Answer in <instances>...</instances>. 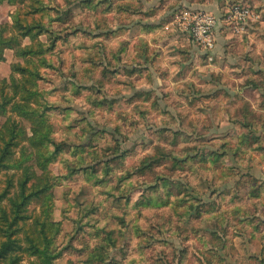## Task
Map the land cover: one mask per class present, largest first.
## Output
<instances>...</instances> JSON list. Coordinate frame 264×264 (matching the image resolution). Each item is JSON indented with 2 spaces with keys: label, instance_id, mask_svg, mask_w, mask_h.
<instances>
[{
  "label": "rangeland",
  "instance_id": "374dc122",
  "mask_svg": "<svg viewBox=\"0 0 264 264\" xmlns=\"http://www.w3.org/2000/svg\"><path fill=\"white\" fill-rule=\"evenodd\" d=\"M38 1L44 131L30 145L33 125L13 112L0 130L24 126L11 148L37 174L50 162L56 264H264V0ZM242 4L255 17L238 31L228 13ZM16 10L0 6V30ZM202 12L221 30L213 49L185 26ZM5 58L13 96L23 59Z\"/></svg>",
  "mask_w": 264,
  "mask_h": 264
},
{
  "label": "trees",
  "instance_id": "16d2710c",
  "mask_svg": "<svg viewBox=\"0 0 264 264\" xmlns=\"http://www.w3.org/2000/svg\"><path fill=\"white\" fill-rule=\"evenodd\" d=\"M5 3L17 6V10L11 17L12 26L6 25L0 30V62H5V52L12 50L23 59V64L15 63L12 66L13 96L7 93L10 89L8 81L1 83L0 118L13 112L28 121L33 125L34 136L25 139L34 145L38 134L44 131L39 123L44 122L43 116L46 113L42 104H47L38 91L39 78L35 76L40 71L37 65L46 64L43 52L47 45L38 41V38L45 35L51 39V34L46 32L47 28L42 22L29 20V16L41 14L46 8L38 0H0V6ZM21 6L28 9L24 15L20 13ZM7 31H10L9 35ZM23 39L36 43L38 50L34 51L32 45L23 47ZM32 58H39L41 62L37 64ZM17 74L22 77L19 84L15 77ZM32 93L41 98L35 99L34 106L37 109L29 113L22 105L29 102L28 97ZM16 98L23 103L15 102ZM8 120H11L10 117L0 130V175L4 172L6 174L5 188L0 192V264H56L63 254L57 246L62 224L54 220L53 186L56 182L49 172L50 162L41 168L43 174L39 175L33 165H27L26 153L21 158H15L11 147L24 126L13 123L8 127ZM4 129L9 132H6L8 138ZM51 142L56 144L55 139ZM33 204L38 207L39 213L29 210Z\"/></svg>",
  "mask_w": 264,
  "mask_h": 264
},
{
  "label": "built area",
  "instance_id": "2783aa9c",
  "mask_svg": "<svg viewBox=\"0 0 264 264\" xmlns=\"http://www.w3.org/2000/svg\"><path fill=\"white\" fill-rule=\"evenodd\" d=\"M228 13V20L232 23L236 22L237 30L243 28L240 26L249 24L255 14L248 6L235 5ZM185 26L191 38L198 44L213 49L215 44V33L218 28V20L210 14L195 13L192 16H187Z\"/></svg>",
  "mask_w": 264,
  "mask_h": 264
},
{
  "label": "crops",
  "instance_id": "0c3cea01",
  "mask_svg": "<svg viewBox=\"0 0 264 264\" xmlns=\"http://www.w3.org/2000/svg\"><path fill=\"white\" fill-rule=\"evenodd\" d=\"M218 28H219V29H218ZM218 28H217V30H216V34H217L216 41H217L218 43H220L222 39L219 40L218 37H219V32H221V30H220V27H218ZM218 30H219V31H218ZM217 31H218V32H217Z\"/></svg>",
  "mask_w": 264,
  "mask_h": 264
}]
</instances>
